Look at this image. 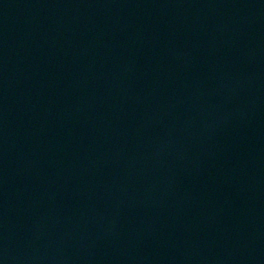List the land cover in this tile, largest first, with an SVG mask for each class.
<instances>
[{"label": "water", "instance_id": "obj_1", "mask_svg": "<svg viewBox=\"0 0 264 264\" xmlns=\"http://www.w3.org/2000/svg\"><path fill=\"white\" fill-rule=\"evenodd\" d=\"M0 264H264V0H0Z\"/></svg>", "mask_w": 264, "mask_h": 264}]
</instances>
